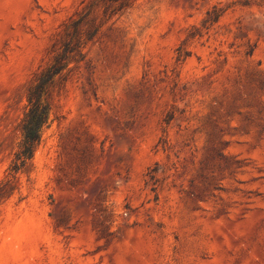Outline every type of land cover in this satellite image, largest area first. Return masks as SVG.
<instances>
[{
    "label": "rangeland",
    "instance_id": "obj_1",
    "mask_svg": "<svg viewBox=\"0 0 264 264\" xmlns=\"http://www.w3.org/2000/svg\"><path fill=\"white\" fill-rule=\"evenodd\" d=\"M60 54L0 264H264V0H0V179Z\"/></svg>",
    "mask_w": 264,
    "mask_h": 264
},
{
    "label": "trees",
    "instance_id": "obj_2",
    "mask_svg": "<svg viewBox=\"0 0 264 264\" xmlns=\"http://www.w3.org/2000/svg\"><path fill=\"white\" fill-rule=\"evenodd\" d=\"M218 16L217 12H207V20L215 21ZM66 57L65 54L57 55L53 63L44 68L27 89L26 112L21 124L23 146L16 153L15 162L9 172L0 179V203L9 198L17 189L16 184L13 183L14 174L25 168L32 159L36 145L40 141V128L47 118V107L42 99L44 87L51 81L53 75L67 65L64 63ZM11 172L12 174H10Z\"/></svg>",
    "mask_w": 264,
    "mask_h": 264
}]
</instances>
